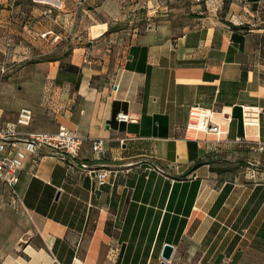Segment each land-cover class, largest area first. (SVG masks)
Instances as JSON below:
<instances>
[{
	"label": "crops",
	"instance_id": "0c3cea01",
	"mask_svg": "<svg viewBox=\"0 0 264 264\" xmlns=\"http://www.w3.org/2000/svg\"><path fill=\"white\" fill-rule=\"evenodd\" d=\"M136 1L158 18L111 28L125 14L106 0L68 62H49L52 83L0 91L3 120L31 107L22 129L62 123L85 138L79 161L112 171L98 186L57 156L28 161L16 203L0 182V264H160L165 243L188 251L170 264H264V0ZM192 106L214 112L220 138L188 133ZM243 106L258 126L244 125Z\"/></svg>",
	"mask_w": 264,
	"mask_h": 264
},
{
	"label": "rangeland",
	"instance_id": "374dc122",
	"mask_svg": "<svg viewBox=\"0 0 264 264\" xmlns=\"http://www.w3.org/2000/svg\"><path fill=\"white\" fill-rule=\"evenodd\" d=\"M105 1L0 0V91L7 83H13L15 87L28 79L41 78L46 85L52 83L49 62L56 58L62 63L68 62L72 47L78 44L79 38L87 36L95 20L105 19L100 10ZM110 1L125 14L122 23H111V28L152 22L160 14L150 10L144 2L137 5L136 0ZM182 2L186 3L185 0ZM5 93L7 98L18 103L26 96H22V89L10 91L6 88ZM261 166L259 168H263ZM162 244L159 240L156 258ZM187 253V250H177L174 257L184 258Z\"/></svg>",
	"mask_w": 264,
	"mask_h": 264
},
{
	"label": "built area",
	"instance_id": "2783aa9c",
	"mask_svg": "<svg viewBox=\"0 0 264 264\" xmlns=\"http://www.w3.org/2000/svg\"><path fill=\"white\" fill-rule=\"evenodd\" d=\"M48 89L47 92H50ZM63 106L57 107V112ZM56 112V113H57ZM213 111L202 106H192L189 110L187 131L193 136L198 132L216 134L219 138L222 130L219 124L213 121ZM258 110L251 106H243V122L245 126H258ZM130 116L125 112L117 114L120 122H129ZM34 120V111L31 107L24 106L18 112L14 121L2 119L0 114V182L11 190L13 201H19L18 185L21 172L28 161L33 166H38L41 160L49 155L57 156L63 162L69 173L81 172L84 176L93 179L96 184L103 185L111 177V170L102 167L91 166L79 161L85 138L74 133L66 125L60 124L56 131L24 130ZM91 146L97 159L106 153V140L104 138H92ZM238 141L244 143L242 138ZM257 149L264 150V144H259ZM72 264H84L80 257H75Z\"/></svg>",
	"mask_w": 264,
	"mask_h": 264
},
{
	"label": "water",
	"instance_id": "95a60500",
	"mask_svg": "<svg viewBox=\"0 0 264 264\" xmlns=\"http://www.w3.org/2000/svg\"><path fill=\"white\" fill-rule=\"evenodd\" d=\"M175 246L171 243H165L161 252L162 261L160 264H170L169 261L173 258Z\"/></svg>",
	"mask_w": 264,
	"mask_h": 264
},
{
	"label": "trees",
	"instance_id": "16d2710c",
	"mask_svg": "<svg viewBox=\"0 0 264 264\" xmlns=\"http://www.w3.org/2000/svg\"><path fill=\"white\" fill-rule=\"evenodd\" d=\"M56 59H59V58H56ZM69 69L72 70V71H75V72H79L80 68L77 67V66H74V65H70L69 66ZM57 81H58V78H57ZM117 117V116H116ZM187 220H184V223H186Z\"/></svg>",
	"mask_w": 264,
	"mask_h": 264
}]
</instances>
